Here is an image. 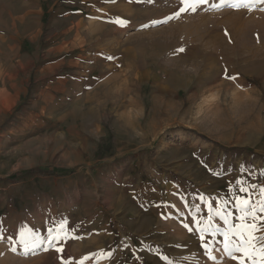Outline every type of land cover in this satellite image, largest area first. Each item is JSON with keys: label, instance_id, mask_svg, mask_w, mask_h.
Listing matches in <instances>:
<instances>
[{"label": "rangeland", "instance_id": "374dc122", "mask_svg": "<svg viewBox=\"0 0 264 264\" xmlns=\"http://www.w3.org/2000/svg\"><path fill=\"white\" fill-rule=\"evenodd\" d=\"M228 2L180 12L181 0H10L9 23L0 17V217L27 196L34 207L93 209L50 225L53 236L65 229L58 243L0 264H238L215 213L239 225L238 182L257 207L264 188V3ZM29 86L3 111L7 91ZM22 114L26 124L10 129ZM32 156L44 164L5 174ZM31 173L56 178L24 190ZM209 217L220 232L201 233Z\"/></svg>", "mask_w": 264, "mask_h": 264}, {"label": "crops", "instance_id": "0c3cea01", "mask_svg": "<svg viewBox=\"0 0 264 264\" xmlns=\"http://www.w3.org/2000/svg\"><path fill=\"white\" fill-rule=\"evenodd\" d=\"M9 2L10 0H0V17L2 19L3 24L9 23V19L11 15V8ZM19 3H21L22 5V2ZM43 20H45V18ZM92 32H96V31L93 30ZM30 60H25L21 62L25 64ZM110 63L113 64V62ZM108 68L112 69V67L110 66ZM5 70H6L5 67L1 63L0 78L5 74ZM28 90H29L28 93L26 91L22 93L21 92L9 93L7 91L8 93L7 97H11L13 100L10 103H8L6 106H4L3 111L9 110V108L11 109V107L14 106L16 103H20L22 102V100H25L27 96H30L32 90L31 86H29ZM4 98L6 97H3V99ZM2 123L3 121L1 119L0 126ZM25 124H26L25 114H22L10 129L14 128L15 126H24ZM7 136L9 135L7 134ZM36 138L34 139V141H36ZM43 164L44 163L42 162H37L33 156L25 157L24 160L11 162V164L7 166L8 169H6L5 174L9 175L11 171L14 172L17 170L29 169ZM54 178H56V176L54 175L48 176L39 173H31L30 175L27 174L26 177L22 179L21 181L22 183L20 184V186L23 187L27 185L26 187L23 188L24 190L28 188L30 189L32 188V186H34V189H36L39 186H41V184H43L44 182L45 183L51 182V179ZM7 189H8V195L7 194L6 195L7 197H10V199H13L16 196H18L17 192H15L16 190L15 187H7ZM29 197L30 196L24 198L23 200L24 205L20 211L15 213L9 212L8 216L0 217V256L6 254L10 255V252L13 253L19 252V254L22 255L36 251L38 248L43 247V245L49 244L48 240H49L50 225L59 224L60 223L59 219H85L86 218L85 216H91L90 215L92 213L91 209H93L92 205H87L86 201L81 205H74V206L63 205L61 208L59 207L60 204H58L57 202L50 201L47 203L46 202L39 203L34 207L33 204H30ZM23 208L25 209L23 210ZM28 208L30 210H28L27 212L26 209ZM21 233L25 234L24 239L28 241L27 248H25L24 244L21 242ZM33 236L38 237V239L36 240V243L38 245L37 247H32ZM56 243L58 242L56 241ZM1 261L2 260L0 259V262Z\"/></svg>", "mask_w": 264, "mask_h": 264}, {"label": "snow or ice", "instance_id": "6c2138e0", "mask_svg": "<svg viewBox=\"0 0 264 264\" xmlns=\"http://www.w3.org/2000/svg\"><path fill=\"white\" fill-rule=\"evenodd\" d=\"M208 0H181L184 7L180 9V12H184L188 9L195 12L199 5L207 3ZM254 3H264V0H229L228 6L239 10L240 8L251 9ZM225 0H221V6H224ZM177 17L179 12L176 13ZM117 23H124L123 21H117ZM179 51H183L180 49ZM234 79V77H232ZM241 184L239 189L240 193L244 195L235 196L236 209L239 212V219L241 223L239 225H231L228 220V216L231 213L225 214L223 210H218L215 215L219 216L223 220L224 224L227 226L226 230L222 233L224 236L223 251L228 255L229 258L237 260L238 264H244V259L250 260L251 264H264V235H257V233L264 231V225H260L257 221H264V188H261L260 195L261 199L259 201V206L251 203L252 193L243 187V182H238ZM251 220L252 223H248ZM187 227V226H186ZM63 226L56 231V235L53 236V230H49V245L51 246L53 242H56L60 238L61 232H63ZM201 233L208 232H220L219 228H213L211 217L205 222L204 227L200 229ZM66 235V234H65ZM25 234L21 233V242L24 244L25 248L28 247V241L24 239ZM235 236L237 239L232 240L231 237ZM38 237L32 239V247H37L36 240ZM201 241L204 240V236L201 235ZM42 243V241H41ZM47 250V249H45ZM207 251V248L205 249ZM239 253L240 256L236 254ZM243 257L244 259H241ZM259 257V260L257 259ZM87 260L88 257H84ZM83 264V261H81Z\"/></svg>", "mask_w": 264, "mask_h": 264}, {"label": "trees", "instance_id": "16d2710c", "mask_svg": "<svg viewBox=\"0 0 264 264\" xmlns=\"http://www.w3.org/2000/svg\"><path fill=\"white\" fill-rule=\"evenodd\" d=\"M22 174L21 173H17V175H15L13 178L14 179H17V178H19V176H21Z\"/></svg>", "mask_w": 264, "mask_h": 264}, {"label": "bare ground", "instance_id": "6f19581e", "mask_svg": "<svg viewBox=\"0 0 264 264\" xmlns=\"http://www.w3.org/2000/svg\"><path fill=\"white\" fill-rule=\"evenodd\" d=\"M234 35H235V34H234ZM236 35H237V34H236ZM236 35H235V36H236ZM257 36H259V35H257ZM256 38H257V37H256ZM257 39H258V38H257ZM183 69H184V68H183Z\"/></svg>", "mask_w": 264, "mask_h": 264}]
</instances>
